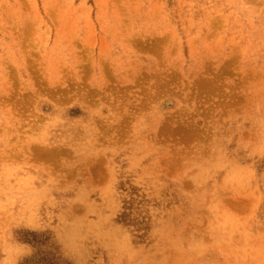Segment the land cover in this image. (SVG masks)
Masks as SVG:
<instances>
[{
	"label": "rangeland",
	"instance_id": "374dc122",
	"mask_svg": "<svg viewBox=\"0 0 264 264\" xmlns=\"http://www.w3.org/2000/svg\"><path fill=\"white\" fill-rule=\"evenodd\" d=\"M11 232L21 264H264V0H0Z\"/></svg>",
	"mask_w": 264,
	"mask_h": 264
},
{
	"label": "clouds",
	"instance_id": "9594fccd",
	"mask_svg": "<svg viewBox=\"0 0 264 264\" xmlns=\"http://www.w3.org/2000/svg\"><path fill=\"white\" fill-rule=\"evenodd\" d=\"M33 254L30 245L14 238L12 232L0 240V264H21V261Z\"/></svg>",
	"mask_w": 264,
	"mask_h": 264
},
{
	"label": "bare ground",
	"instance_id": "6f19581e",
	"mask_svg": "<svg viewBox=\"0 0 264 264\" xmlns=\"http://www.w3.org/2000/svg\"><path fill=\"white\" fill-rule=\"evenodd\" d=\"M24 220H22L23 222ZM23 224L25 225H33V221L32 220H26Z\"/></svg>",
	"mask_w": 264,
	"mask_h": 264
}]
</instances>
